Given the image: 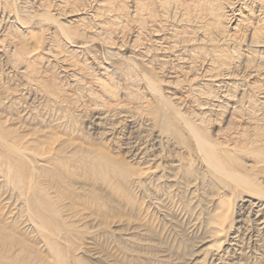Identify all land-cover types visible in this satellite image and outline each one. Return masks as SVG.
<instances>
[{"label": "rangeland", "instance_id": "rangeland-1", "mask_svg": "<svg viewBox=\"0 0 264 264\" xmlns=\"http://www.w3.org/2000/svg\"><path fill=\"white\" fill-rule=\"evenodd\" d=\"M205 6L206 7L210 6V7L204 8ZM210 8H212V12L206 13L210 10ZM204 15L205 16L210 15L211 17L209 16V18L207 19L205 18ZM206 19L207 21H205ZM0 25H1L0 26V146L4 144L3 141L6 140V137L8 138V141L11 140L13 144L18 145L16 144L17 142H15L14 140L18 141L19 139L20 140L24 139L23 136H22L23 138L17 137L19 139H13L14 137L13 135L18 133L17 136L26 135V141L33 142V144H30V146L32 145L37 149L40 148L38 146H41L42 148H44L42 145L46 146L43 151H45V149L50 147L53 148V145L49 144L52 141L53 144H56L58 141L59 145L58 144L56 145L59 147L54 145L55 148L57 149L60 148V146H62L61 148L66 149L64 150L66 151V153L68 148L71 147L69 148V151L72 150L73 149L72 147L75 144H77L75 146L82 147L84 143L83 146L93 145L96 148L98 146L99 147L101 146L100 148L103 147L104 149L106 146L108 151L109 148L112 149L110 150L112 155L114 154L118 155V156L114 155V157L117 158L116 161L122 162L126 166L129 165V168L132 169V175L139 173L141 171L139 169L140 167L141 169H144L149 166L156 167L157 164H163L158 166L157 168L160 171L163 167L162 172H164V174L166 175L165 176L166 179L165 178L159 179L160 183H158L159 180H155L151 184H148L146 190L144 191H142V189L139 190L138 188H136L137 186H133L134 188L133 190L134 191L136 190V192L133 191V195L131 193V196L129 198L127 197L128 195L127 193L129 191H126V193L125 192L122 193L124 191L123 190L124 188H121L123 191L121 190V192H119V196L115 194L116 195L115 199L117 197L118 198L107 206L109 210L113 208L111 209L113 213L111 212V210L109 212L105 204H102L99 201H98L99 203L98 202L96 203V199L89 200L87 201V203H85L86 201H82L78 199H77L78 201L75 202L76 198H74L75 203H73L72 201L71 205L66 206L71 208V209L68 208L69 210L66 208L68 211L70 210L72 211V209L76 211L78 210L77 212H75L77 213V217H74L75 213L73 212L74 213L73 217L78 219L79 217H82L79 211L82 212L85 210L83 216L86 214L85 216H91V217L93 216L96 217L95 214L98 215L99 212H101L100 214L106 216V218L104 217V220L109 219L108 222H110V224L102 225L105 226L103 227L104 229L106 228L107 225L109 226H107L108 228L106 229H109V227H113L111 225L112 223L119 220L123 221V219L126 221L131 220L133 221V224H137L140 226L145 225L144 227L142 226L140 228L141 231L139 230V228H136L137 230L136 231L135 229H133V226L132 228L130 227L129 229L123 230L122 233L124 235L123 234L122 235L126 239L130 238L127 236L136 237L138 235L137 237L139 238L140 237L145 238L148 235H150L149 237L151 238L153 237V234L154 236H156L153 237V240H150V242L146 241L140 244L139 242L137 243V245H143V244L147 245L149 251L147 250L146 245L144 247L138 246V250L146 251V253L144 251V255L143 252L141 251L140 253L139 251H137L138 254L134 252L132 255V253L130 254V252L124 250V248L118 249L120 243L119 246H117L118 242L116 243L115 240L112 241L114 237L111 238L109 236V238H104V237L102 238V235H100V242L104 247H105L104 243L108 247L109 242L112 244V245L110 244V246L108 247L109 251L110 249L113 250L112 249L113 246L115 247V248L113 247L114 248L113 251H110L112 252L113 255L115 254V256L110 257L111 259H108L109 261L113 260V262L115 263L116 260V264H121V263L133 264L132 261L134 260L135 257L137 258L140 256L142 258L143 255L142 259H144L145 261L147 259L149 264H195L197 262L198 264H210V263L218 264V261H220L219 263L223 262L222 264H225L226 262H229L226 264H231V263L264 264V223L261 226L257 227V225L254 224L256 223V221H254L256 220V217L253 215L254 213L253 210L250 211L251 208L250 209L244 208L242 206L243 203H240L239 206L234 204L235 201L234 196L243 195L245 194L244 191L238 189V193L241 192L240 194H238L237 189L234 190V187H232L230 183L227 184L225 191L222 190L218 192L217 189H211L210 185H212V181H213L212 179L218 180V178L214 174H211L212 172L209 169H207L208 172L205 169L206 172L204 171L202 173V171H200V173L195 174V176L190 175L191 177L189 178V180L186 178V175L185 176L182 175L183 172L181 173L182 170L180 169H179L180 172H178L177 170L173 171V173L171 172V168L176 166L173 162L178 161L177 156H179L178 158L180 161V158L182 160V155L183 154L185 155V153L186 156L183 155V158L187 157L188 154H191L190 152H192V155L194 156L191 155L192 158L191 157L190 158L193 159V157H195L197 159L198 156L199 159L197 160L195 159V161L199 160V162H201L202 165L204 164L203 163L204 159L202 158V156H199V152L197 150L198 148L196 144L197 142L196 140L194 141L195 138L193 139L194 136L192 137V134H190L188 127H185L187 123L191 124L192 127L194 126L193 129L195 128L197 130V133L200 134L201 137L208 140L209 143H212L219 151L227 150L228 148L235 149L240 147L241 145L243 149V146L245 145L244 144L245 142H243V140L246 139V136L248 135L246 131L248 129L250 130V127L253 128L252 125H254L253 128L254 131L251 129L249 133L250 135H253L255 132H258L259 130L261 131L262 128L264 130V123H263L264 121L262 122L264 118L261 120V118L264 117L263 116L264 115V45H263L264 44L263 43L264 42V0H0ZM172 47H174V49ZM19 51L22 52L19 53ZM23 51H26L25 53H27L28 51L29 54L26 55H28L29 57H25V53L22 55ZM102 82L105 84L104 86H102L103 84ZM152 84L155 86L153 88H157L159 90L158 92L160 93L158 95L156 91L157 89H155L156 93L155 91L150 89L153 86ZM149 85L152 86L149 87ZM101 87L102 88L105 87L104 91ZM111 88L113 90H111ZM197 88L199 92L197 91ZM193 90H196V92ZM201 94L202 95L204 94L205 97L204 95L202 97ZM208 96L210 98H208ZM160 97H162L161 99L163 100V104L160 103L162 102L161 100H159ZM215 97L217 99H215ZM166 99L169 102L173 101L175 103L176 109L174 108V103L172 102L170 104ZM207 99L210 100L208 101ZM150 100L151 102H149ZM197 100L199 101V103H197ZM206 101L210 103L208 104L206 103ZM143 102L147 103L148 106L150 104L151 105L148 107L146 104V110H145L144 108L145 104ZM101 103L103 106L105 105V108L102 105H100ZM166 103L169 104L170 106L172 105V111H170L167 107L165 109L164 104ZM114 105L116 107L119 106V108L117 109ZM110 106L112 107V110H110L111 109ZM138 106L140 108L142 107V109H139ZM113 107L115 109H113ZM147 107L150 108V113L152 111L154 113L150 115L149 112H146L148 111ZM157 108H158V113L160 111V116H158L159 114L157 113ZM102 109L104 110V112L101 111ZM134 109H137L139 111L137 112L136 110V113H140L141 111L143 115L142 114L137 115ZM130 110L132 114H130ZM178 110H180L181 116L179 113H177L179 112ZM95 111L96 112L98 111L99 113L98 112L95 113ZM105 111L107 113H105ZM126 111L129 114L126 113ZM165 111L167 112V114ZM144 112L146 115L149 114L148 117L144 115ZM103 113L105 114L104 116ZM174 113H177L181 118L185 117V120L180 118L178 119V116ZM247 113L249 114V116ZM100 114L104 117L102 118L101 116L102 120L104 121H102L101 118H99ZM106 114L109 117H107ZM120 114L122 115L124 114L125 117L121 118L122 115ZM186 114L187 116L189 114L188 117L190 118H188ZM117 115L118 116L120 115V117H118ZM152 115H154V117ZM204 115L205 117H203ZM199 116L203 117V119H205L203 121L208 123V125L206 123L203 124L204 123L203 121L202 122L199 121L202 120L201 118H199V120H196L198 119ZM251 116L252 117L254 116L258 119L256 118L251 119L252 118ZM117 117H118V121H116ZM138 117L140 118L138 119ZM165 117H167L168 120ZM192 117L195 118L192 119ZM120 118L121 120H119ZM259 118L261 120L260 121L261 123L258 121ZM110 119L112 122L109 123ZM129 119H133V120H129ZM151 119L153 123L151 122ZM186 119H188L189 122L186 123L187 121ZM207 119L208 121H206ZM250 120L255 121L256 124L255 122L253 121L251 122ZM101 121L104 123H102ZM163 121H167V122L170 121L171 123H173L174 130L177 132L167 133L165 130H161L162 129L161 123ZM197 121H199L198 124L196 123ZM157 122H159L160 124H158ZM200 122L202 123V125L200 124ZM258 122L260 123L259 126H258L259 124ZM114 123H116V125ZM133 123L135 124L133 125ZM141 123L143 125H141ZM148 123L150 125H148ZM105 124H106V128H105ZM151 124L160 126L161 129L160 127L154 125L152 126ZM110 125L112 126L113 130L109 128L111 127ZM154 127L157 128L153 129ZM107 128L112 131L109 130L108 132ZM11 129L12 131H15L13 132L14 133L12 135L13 137L11 136L12 134ZM104 129H107L106 131L108 133L105 132ZM143 129H145L144 132H142ZM153 130H157V131L152 132ZM178 130L179 132H181L180 133L181 135L179 134ZM263 130L262 133L264 132ZM6 131L7 132L11 131V134L10 132L7 133ZM34 132H36V134L40 133L42 137L40 135L39 136H37L36 134L34 135ZM100 132L103 135L104 133H107L108 135L105 134L103 136ZM137 132L139 133L141 132V133L139 134ZM160 132H162L161 136L158 135L160 134ZM150 133H152L151 137L149 136ZM245 133L247 134L246 136ZM27 135L28 136L33 135L34 137H36L34 138L36 139L35 140L36 143L34 144L33 136L32 138H30L31 136H29V138L31 139L29 140L27 139L28 138ZM166 135L169 137V139L172 140L168 141L167 137L163 138V136L165 137ZM240 135L243 136L242 139L240 138ZM114 137H116V139ZM103 138L106 139L103 140ZM156 138L157 139L159 138L160 140L159 139L157 140ZM237 138L241 139L242 142ZM40 139H42L41 142L46 143L48 141L49 143L47 142L46 144H42L40 143ZM142 139L144 141H142ZM176 139L179 141H175ZM180 139H184L185 144L181 142ZM233 139L234 140L236 139L235 141L240 142V144L238 143L236 144V142ZM107 140L109 141V143ZM228 140L229 141L233 140L234 142L233 141L229 142ZM26 141L25 139L24 141H21V146L23 144L25 145ZM164 141H166L167 143ZM37 142H39L40 144ZM105 142L107 143L103 144ZM175 142L178 143L176 144ZM226 142L228 143V145ZM171 143H173V146H169L172 145ZM222 143L226 144L225 146L227 147L224 148V144L222 145ZM37 144L38 146L36 147ZM137 144L138 145L145 144V145L144 146L140 145L141 146L140 147ZM161 144L163 145V147H161L162 146ZM174 144L177 145L175 146V149L177 150L179 149V151H175V149H173ZM135 145H137L138 147ZM110 146L111 147L113 146L115 148L113 147L111 148ZM165 146L168 147V150L169 147H172V149L170 148V150L172 151L169 150V154L168 151H166L167 148ZM178 146L180 148H177ZM130 148L131 149L134 148V149L130 150ZM162 148L166 151V153H164L165 151ZM181 148L183 150L186 148L187 152L188 150L190 151L187 153L185 150V152L183 153V151H180ZM1 149L3 150V152L6 150L4 146H2ZM69 151L68 153L70 154ZM128 152H130L129 157H128ZM157 152L159 153L158 155ZM252 152L255 154L248 156V154ZM143 153L144 156L142 155ZM163 153L165 154L164 158L161 156L163 155ZM174 153L177 155L176 157L174 156ZM257 153H260V150H257L256 147H252V148L249 147V149H245L242 152H237V154L234 155L237 159L239 158L243 161V162L240 161L241 164L236 163V167L240 170V172L245 176L248 177L250 176L251 181H253L256 184V187L257 188L260 187V189H262L263 192L262 191L260 192L262 193L263 197L262 195L260 196L256 195L255 197L259 198L264 203V187L260 185V183L264 185L263 183L264 154L263 156H258ZM147 154H150V156ZM119 155L120 158H118ZM159 156L161 158H159ZM170 156H172L173 158L175 157V160L173 158L171 159ZM122 157L123 158L127 157L126 158L127 160L124 158V161L126 162L132 158L133 160L132 159L130 160L132 163H129L130 161L128 163L124 162ZM135 157H138L139 159L142 157L143 162H141L138 159H134ZM165 159H168L169 161L166 160L168 161L166 162ZM147 160L150 161L148 162ZM185 161L184 163L186 164ZM28 162L29 160L25 161V163L29 166V168L30 166L31 168H33V164L31 165L30 162L29 163ZM151 162L152 164L153 163L155 164L150 165L149 163ZM0 163H2L1 160ZM242 163L244 165L246 164V167H248L249 164L252 165L253 163L255 167L252 165L253 167L252 166H251L252 168L249 167L248 168L249 170H244L241 166ZM171 165L173 167H170ZM134 168H138V170L140 171L136 172V169ZM168 170H169L168 173L172 174V176L168 177L167 180V176L170 175L168 173L166 174L165 172H167ZM201 173L203 175L206 173V175H204L205 178H203L204 176L202 177ZM209 173L211 174V176H209L210 175ZM199 174L200 176H198ZM2 175L4 177L5 184H4V180L0 179V226L2 227V228L0 227L1 230L0 259H3V256L5 257L6 254L10 255V253L11 256L12 255L14 256V254L12 253L16 254L15 251H17V249L19 248L23 251V254L27 256L25 258V260L27 259L26 261L30 260V262H36L37 264V259L39 257V259H43L42 261L43 263L50 260L48 262H51L52 264H55L57 261L58 264H60L59 259H57L56 257L57 259L56 260L53 257L55 254L53 255L52 253L48 254V252H50L51 250H57V248L60 247L59 250L57 251L61 252V254L64 253L63 256L64 258H68L69 256L70 259L69 258L67 259L68 262L70 264H75L73 255L75 254L76 246L78 248L79 245L82 247L83 245L86 244L88 239L85 236L88 233L91 235L92 233L94 234L97 232L96 230L97 228H93L95 225L94 226L91 225L94 222L91 221L89 223L90 225L89 226L84 222L81 223V221L79 222L77 221V219L72 218L71 220H73L74 223H76L75 229L78 228L79 226H83L79 228L80 229L83 228V230H86L87 234L85 235L86 231L84 232L82 229L81 231L79 230V228L76 229L75 233L73 232L74 234L72 233L71 235L73 242L69 241L70 243L69 242L64 243L63 241L55 239L58 235H55L56 236L55 237L54 236L55 232L52 231L53 228L51 229V226L48 225H47L48 227L47 226L46 227H47V231L49 232L42 231L40 232L42 235H40L39 232L37 231H35L37 232V235L35 234V232L32 233L30 231H27L25 227L26 226L25 222L29 214L33 213V210L32 212L31 210L30 212L28 210L27 213V209H28L27 204L26 205L24 204L25 206L24 205L22 206V200H20L21 197L19 195L20 192H18L22 188H20L21 186L19 185L20 186L19 187L18 184L16 183L18 181L9 180L10 181L9 182L8 180H6L4 176L5 175L4 172L1 173L0 176L2 177ZM173 175H175L174 178ZM180 177L183 180V183H180L182 182ZM200 177L205 180L200 179ZM177 180L179 181L177 182ZM197 180H201V181L198 182ZM260 180L261 182H259ZM12 181L14 182L15 185H13ZM170 181L173 183L176 182L175 183L176 185L173 183L170 185L171 183ZM187 181L189 182V184ZM253 182L252 184H254ZM16 184L18 188L14 187L16 186ZM184 184L187 187L184 186ZM6 185H8V188ZM12 185L15 189L12 187ZM156 185H158L159 187V192H158V187H156ZM165 185L168 187V189ZM130 186L132 185H129V187ZM153 186L154 188L155 187L156 188L154 189ZM161 186L165 188H162ZM179 186L183 188L186 187V189L189 187L190 188L187 191L184 188L185 189L184 191L183 188H180ZM200 187H202V189ZM150 188L157 190L156 192H154V190L152 191V189ZM161 189L164 190L162 191ZM171 189H173L174 191ZM203 189L205 190L203 191ZM179 190L185 192L184 194L186 195H184V197L180 196V194L183 195V193L180 192ZM201 190L207 196L205 194H201L203 193ZM137 191L139 192L138 194ZM148 191H150L149 192L150 194L147 193ZM161 191L164 193H162ZM168 191H170L169 194ZM14 192L16 194H14ZM144 192L148 196L145 195ZM208 192H212V193L210 194ZM222 192H230V194L226 196L229 199L233 198L232 203L234 204L235 207L237 206L236 208L232 209L231 211L232 213H234V211L235 214L238 211L240 212H242V210L244 211L242 213L238 212L240 214L237 213L236 215L235 214L233 215L231 213L235 219H233L231 215L232 218L231 217L230 218L233 221L230 220L227 226L229 228H232L233 226L234 229H231L232 230L231 232L230 229L228 228L229 230L227 232L229 233L231 232L230 234H232V235L229 234L230 237L227 236V238H229V239L226 238L228 241L226 239H222L224 238V236L218 237L217 238L218 240H216L215 238L216 235H212L213 226H211L210 221L207 220L209 217L208 216L209 213L212 214L213 211L215 212L216 210L215 207L217 206V202L220 201L219 199L222 198V197L220 198V196L225 195V193L223 194ZM188 193L190 195H188ZM171 194L173 195V199L170 196ZM152 195L153 196L155 195L154 197H156V200L153 199L154 197ZM150 196H152L151 197L152 201L150 203L151 206H148L150 202L149 201ZM158 196L160 197L162 202L159 201L160 200L159 198L157 201ZM163 196H165L166 198ZM208 196H210L211 199ZM123 197L125 200L123 199ZM181 197L182 198L186 197L185 201L188 202H184V199L182 200ZM200 197H204V199L202 198L201 201ZM205 197L208 200H206ZM237 198L238 197H236V199ZM130 199L131 201L133 200V202L135 203V209ZM147 199H149L148 200L149 202H147ZM169 199L171 202L169 201ZM174 199H176L177 202L174 201ZM167 200L169 204H167L168 203ZM180 201L184 205H189L190 208L188 206L185 207L184 205H182ZM212 201L216 205L213 204ZM154 202L157 204L159 203L158 204L160 205L158 206L159 210ZM163 202L164 203L167 202V203L164 204ZM173 202L175 203L172 205ZM209 202H211L212 205L209 204ZM123 203H125L126 205H124ZM207 204L210 208L206 207ZM20 205L22 206L24 213L22 212L21 210L22 208ZM116 205L118 206V210L113 211L114 207H117ZM130 205H132V207ZM74 206L76 209L74 208ZM119 207L121 209L122 208L124 209L121 210ZM101 208H103L104 211L101 210ZM146 208L151 212H149ZM144 209H146L147 211L146 210L144 211ZM202 209L205 210V215ZM67 210L65 211L68 212ZM97 211L98 213H96ZM102 211L104 214L102 213ZM136 211L138 212L137 215H136ZM143 211L145 215L140 214ZM166 212L168 214H171L172 216L168 215ZM116 215H118L119 217H117ZM152 215L153 216L156 215L155 216L156 218L152 217ZM204 216H206L207 218ZM139 217H141V220L142 218L145 219L144 223L142 222L143 220L141 221ZM172 217H174V219ZM203 217L206 219H204ZM248 217L251 218L250 221L252 224L248 222L249 221ZM261 217H263L261 221H264V215H262ZM169 218L172 219L169 221ZM236 218L238 220L244 219L245 223H247L248 225L250 223L249 225L250 227L248 229L242 227V225L239 224ZM159 220L160 222H158ZM13 221L15 222L14 224ZM145 221L148 223L151 222V225L146 223ZM153 221L154 222L156 221L155 224H153L154 223ZM162 221L164 222V224H162L163 223ZM165 221H167V224ZM173 221H175L177 225L173 223ZM231 222L232 223L234 222L233 223L234 225H231ZM171 223L174 227L170 225ZM85 226H87V228L90 227L91 231H89L90 229H87ZM148 226H150L152 229ZM158 226L160 227V229L158 228ZM170 226L172 229L170 228ZM3 227L4 229L6 228L5 230L7 233H12V234L10 235L7 233L5 234L4 233L5 231H3ZM236 227L238 229H235ZM255 227L258 229H255ZM163 228L164 230L162 231ZM166 228L168 231L166 230ZM143 229L144 231H142ZM158 229L161 230L163 234L160 235L159 233L161 231H158ZM239 229H241V231ZM110 230H112V228H110ZM134 230L136 231V233ZM138 230L140 231L141 235H139ZM146 230L148 233H146ZM142 232H144L143 235ZM166 232H168V234ZM247 232L248 233L251 232V233L248 234ZM47 233L50 234L48 235ZM127 233L128 234L131 233L132 235H128ZM11 235H13L14 240L18 242H14ZM38 235L40 236L37 237ZM82 235H84L83 237L85 238H83ZM90 235L88 236L90 237ZM159 235L161 236L162 239L158 237ZM210 235L212 237L215 236L214 237L215 239L212 238ZM2 237L5 238L7 237V238L5 239ZM75 237L78 239L77 240L78 242L76 241ZM236 237L238 239H234ZM206 238L207 240H209L210 243H208ZM32 239L34 241H32ZM84 239H86V242ZM154 239H156V241ZM46 240L47 242L50 241L49 243L52 244L55 243L54 245L56 249H53L54 245H50L52 246L50 250L49 249L50 247L48 245L49 243H46ZM213 240L215 242H213ZM220 240L223 241L221 242ZM6 241L8 242L6 243ZM20 241L21 243H19ZM42 241L44 243H42ZM126 241L127 240L123 239L122 243L124 242L123 244L125 245ZM205 241L206 243H204ZM225 241H227V243H225ZM56 242L58 243V245H56ZM158 242L161 244V246ZM1 243L3 244V246ZM15 243H16L15 246L16 249L13 245ZM17 243L19 244V246ZM32 243H34V245ZM45 243L48 248L45 246ZM213 243L214 244L217 243V245L213 246L214 245ZM31 244L34 248L30 246V248L28 249V246ZM154 244L156 247L154 246ZM102 245H100L101 247L96 246L95 250L96 249L98 250L97 251L94 250V252H100L101 249H103ZM210 245L212 247L217 248L218 250L221 249V251L222 250L224 251L225 248L226 250L224 252L223 251L220 252V250L217 252L215 248H212L215 254V256H213L214 254L212 252V249L211 251H207V249L210 250L209 249ZM217 246H219L220 248ZM24 248L25 250H23ZM78 248H76V250ZM196 249L198 252H196ZM205 249L207 252L205 251ZM6 250H8L7 253ZM229 250L231 251V253ZM28 251L29 252L34 251V252H32L33 254H31ZM123 251H126V253L124 252L125 254H123ZM240 251L242 253H238ZM147 252L149 253V255ZM210 252L213 255H211ZM105 253L104 254L102 253V256L104 255L103 257H105V255L107 256V252ZM194 253L197 254L194 255ZM19 254L20 252L16 254V257L19 256L18 259L22 257V255ZM126 254L130 256L131 261L129 259L128 262V259L125 260V258L124 260L121 261V259ZM36 255L39 256L37 257ZM153 255H155L156 257L154 258ZM223 255H226L228 257ZM45 256L46 258H44ZM29 257H32L33 259L35 258V261ZM198 259L199 260L201 259V261H199ZM117 260H120L119 263L117 262ZM242 260H244L243 261L244 263L242 262Z\"/></svg>", "mask_w": 264, "mask_h": 264}, {"label": "bare ground", "instance_id": "bare-ground-1", "mask_svg": "<svg viewBox=\"0 0 264 264\" xmlns=\"http://www.w3.org/2000/svg\"><path fill=\"white\" fill-rule=\"evenodd\" d=\"M204 5H207V4H204ZM207 7H210V6H207ZM206 6L204 7V8H207ZM3 8H4V6H3ZM5 10V9H4ZM208 10V9H207ZM207 10H205V11H207ZM211 10V11H210ZM210 10L208 11V12H206V13H211L212 12V8H210ZM205 13V14H206ZM210 15H212V14H210ZM209 15V16H210ZM205 16V15H204ZM208 15H206L205 16V18H209V16L207 17ZM211 17V16H210ZM202 18H204V17H202ZM207 19L205 20V21H207ZM212 19V18H211ZM210 21V20H209ZM201 23H203V22H201ZM210 23H212V22H210ZM1 26V25H0ZM209 26V25H208ZM207 29V28H206ZM210 31H211V29H210ZM75 37V36H74ZM27 38H29V37H27ZM31 38V37H30ZM32 39H33V37H32ZM35 39V38H34ZM72 40V39H71ZM213 43H214V41H213ZM264 43V42H263ZM36 44H38V43H36ZM35 44V45H36ZM40 45V44H39ZM185 45V44H184ZM264 45V44H263ZM262 45V46H263ZM159 46V45H158ZM36 47V46H35ZM39 47V46H38ZM173 49H174V47H172ZM28 49V48H27ZM34 49V48H33ZM35 49H37V48H35ZM222 51V50H221ZM220 51V52H221ZM16 52V51H15ZM22 52V51H21ZM20 51H19V53H21ZM26 51H23V53H22V55L25 53ZM30 52V51H29ZM31 52H33V51H31ZM37 52V51H36ZM19 53H18V55H19ZM222 53V52H221ZM220 53V54H221ZM26 54H29L28 53V51H27V53H25V57H29L28 55H26ZM148 54V53H147ZM15 55H17V54H15ZM31 56V55H30ZM219 56V55H218ZM21 57V56H20ZM221 57V56H220ZM223 57V56H222ZM16 58V57H15ZM214 58H215V56H214ZM228 58V57H227ZM32 59H34V58H32ZM225 59V58H224ZM229 60H230V58H229ZM17 61H19V60H17ZM25 61V60H24ZM212 61V60H211ZM217 61V60H216ZM215 61V62H216ZM220 62H222V61H220ZM224 62V61H223ZM226 63V62H225ZM28 64H31V63H28ZM33 64V63H32ZM220 64V63H219ZM223 64V63H222ZM194 65V64H193ZM34 66V65H33ZM31 67V66H30ZM261 67V66H260ZM26 69H28V68H26ZM34 69V68H33ZM230 71V70H229ZM257 72V71H256ZM255 72V73H256ZM194 73V72H193ZM201 73V72H200ZM31 75V74H30ZM130 76H131V74H130ZM146 77V76H145ZM249 77V76H248ZM136 78V77H135ZM147 79V78H146ZM198 79V78H197ZM33 81V80H32ZM31 81V82H32ZM148 81V80H147ZM215 81V80H214ZM103 83V82H102ZM149 84V83H148ZM151 84V83H150ZM99 85H100V83H99ZM105 84L103 83L102 84V86H104ZM109 85V84H108ZM153 85V84H152ZM151 85V86H152ZM150 85H149V87H151ZM153 87H155L154 85L150 88L151 90H153V91H155V89H157V88H153ZM197 87V86H196ZM102 88V87H101ZM105 88V87H104ZM104 88H102L103 89V91H104ZM153 88V89H152ZM195 88V87H194ZM203 88V87H202ZM109 90V89H108ZM111 90H113L112 88H111ZM186 90V89H185ZM157 91V95L160 93V92H158L159 90L157 89L156 90ZM156 91H155V93H156ZM193 91H195L196 92V90H193ZM197 91L199 92V90H198V88H197ZM202 91V90H201ZM207 91V90H206ZM110 92V91H109ZM197 92V93H198ZM104 93V92H103ZM154 93V92H153ZM196 93V94H197ZM202 93V92H201ZM105 94H106V92H105ZM199 94V93H198ZM197 94V95H198ZM113 95H114V93H113ZM156 95V94H155ZM162 95V94H161ZM195 95V94H194ZM196 95V96H197ZM200 95V94H199ZM202 95V94H201ZM204 95V94H203ZM203 95H202V97H203ZM224 95V94H223ZM107 96H108V94H107ZM155 97V96H154ZM204 97H205V95H204ZM109 98H110V96H109ZM134 98V97H133ZM157 98V97H156ZM162 97H160V99L159 100H161L162 102H160L161 104H163V100L161 99ZM165 98V97H164ZM195 98V97H194ZM199 98V97H198ZM208 98H210L209 96H208ZM225 98V97H224ZM206 99V98H205ZM212 99V98H211ZM215 99H217L216 97H215ZM236 99V98H235ZM167 100V99H166ZM199 100V99H198ZM197 100V103H199V101ZM208 100V99H207ZM210 100V99H209ZM208 100V101H209ZM158 101V100H157ZM168 101V100H167ZM149 102H151V100L149 101ZM148 102V103H149ZM165 102V101H164ZM169 102V101H168ZM173 102V101H172ZM172 102H169L170 104L172 103ZM202 102H203V99H202ZM144 103V102H143ZM142 103V104H143ZM174 103V102H173ZM206 103H208L207 101H206ZM210 103V102H209ZM208 103V104H209ZM99 104V103H98ZM97 104V105H98ZM145 104V110H146V104L147 103H144ZM150 104V103H149ZM160 104V105H161ZM201 104V103H200ZM100 105H102V103L100 104ZM151 105V104H150ZM149 105V106H150ZM165 105V109H166V107L170 110V111H172V105L170 106L169 104H164ZM181 105V104H180ZM103 106V105H102ZM115 106V105H114ZM118 106V105H117ZM147 106H148V104H147ZM148 106V107H149ZM155 106V105H154ZM157 106V105H156ZM213 106V105H212ZM104 108H105V105L103 106ZM111 107V106H110ZM116 107V106H115ZM121 107H122V105H121ZM139 107V106H138ZM147 107V109H148V111H146V112H149L150 113V108H148ZM176 106H175V103H174V108H175ZM97 108V107H96ZM102 108V107H101ZM103 108V109H104ZM117 109L119 108V106L118 107H116ZM129 108V107H128ZM162 108V107H161ZM101 110L102 112H104V110ZM113 109H115L114 107H113ZM139 109H142V107L140 108L139 107ZM160 109V108H159ZM164 109V108H163ZM176 109V108H175ZM177 109H179V108H177ZM252 109V108H251ZM110 110H112V107H111V109ZM135 110V113H136V110L137 109H134ZM144 110V111H145ZM156 110V109H155ZM100 111V110H99ZM100 111V112H101ZM116 111V110H115ZM152 111V110H151ZM177 111V110H176ZM179 112H177V113H181L180 112V110H178ZM98 112V111H97ZM96 111H95V113H97ZM110 112V111H109ZM134 112V111H133ZM137 112H139L138 110H137ZM166 112V111H165ZM188 112V111H187ZM99 113V112H98ZM105 113H107L106 111H105ZM124 113H125V111H124ZM126 113H128L127 111H126ZM154 112L152 111L151 113H150V115L151 114H153ZM157 113H158V108H157ZM162 113V112H161ZM164 113V112H163ZM177 113H174V114H176L177 116H178V119L180 118V119H184L185 120V117L184 118H181L180 116H181V114H180V116L177 114ZM109 114V113H108ZM129 114V113H128ZM127 114V115H128ZM130 114H132L131 113V110H130ZM137 115L138 114H142L141 113V111H140V113H136ZM159 115L158 116H160V111H159V113H158ZM166 114H167V112H166ZM165 114V115H166ZM183 114V113H182ZM190 114V113H189ZM189 114H188V116H189ZM203 114V113H202ZM245 114V113H244ZM248 114V113H247ZM250 114H251V112H250ZM98 115V114H97ZM96 115V116H97ZM105 114L103 113V116H104ZM116 115V114H115ZM120 115H122V114H120ZM120 115L118 116V117H120ZM124 115V114H123ZM121 116V118L122 117H125V115L124 116ZM143 115V114H142ZM142 115H140V116H142ZM144 115L146 116V117H148V115L149 114H145V112H144ZM162 115V114H161ZM253 115V114H252ZM101 114H100V117L99 118H101ZM102 116V118H104ZM106 116H107V114H106ZM105 116V117H106ZM129 116V115H128ZM131 116V115H130ZM153 117H154V115H152ZM186 116H187V114H186ZM187 116V117H188ZM202 116V115H201ZM201 116H199L198 117V119H196V120H199V118H201L202 120H199V121H203V120H205V119H203V117H205V115L203 116V117H201ZM248 116H249V114H248ZM264 116V115H263ZM93 117V116H92ZM107 117H109V116H107ZM118 117H117V120L116 121H118ZM183 117V116H182ZM241 117V116H240ZM252 117V116H251ZM250 117V118H251ZM102 118H101V120H102ZM121 118L119 119V120H121ZM134 118V117H133ZM140 117H138V119H139ZM167 120H168V118L167 117H165ZM188 118H190V117H188ZM195 118V117H194ZM193 117H192V119H194ZM242 118V117H241ZM254 118H256V117H252L251 119H254ZM264 117H262L261 118V120L263 119ZM98 119V118H97ZM107 119V118H106ZM112 119V118H111ZM111 119H110V121H109V123L110 122H112L111 121ZM114 119H116V118H114ZM124 119V118H123ZM137 119V120H138ZM158 119H160V118H158ZM244 119V118H243ZM256 119H258V118H256ZM95 120V119H94ZM100 120V119H99ZM98 120V121H99ZM129 120H133V119H129ZM136 120V119H135ZM142 120V119H141ZM141 120H139V121H141ZM145 120V119H144ZM149 120V119H148ZM163 120V119H162ZM187 121H186V123L187 122H189L188 121V119H186ZM260 120V118H259V122L261 121ZM102 121H104V120H102ZM101 121V122H102ZM126 121V120H125ZM156 121H157V119H156ZM159 121V120H158ZM181 121H183V120H181ZM199 121H197L196 123L198 124V122ZM206 121H208V119L206 120ZM251 122L253 121V120H250ZM264 120H262V122H263ZM100 122V121H99ZM114 122V121H113ZM128 122V121H127ZM132 122H135V121H132ZM147 122V121H146ZM151 122H152V119H151ZM185 122V121H184ZM183 122V123H184ZM195 122V121H194ZM200 122V124L202 125V123ZM204 122V121H203ZM253 122H255V121H253ZM258 122V123H259ZM102 123H104V122H102ZM101 123V124H102ZM125 123V122H124ZM144 123V122H143ZM150 123V122H149ZM148 123V125H150ZM153 123V122H152ZM156 123V122H155ZM158 124H160L159 122H157ZM206 122H204L203 124H205ZM257 123V124H258ZM261 123V122H260ZM260 123L258 124V126L260 125ZM264 123V122H263ZM263 123H262V126H263ZM97 124V123H96ZM100 124V123H99ZM98 124V125H99ZM112 124V123H111ZM115 125H116V123H114ZM118 124V123H117ZM120 124V123H119ZM135 123H133V125H134ZM137 124V123H136ZM199 124V125H200ZM207 125H208V123H206ZM255 124H256V122H255ZM104 125V124H103ZM124 125V124H123ZM132 125V124H131ZM132 125V126H133ZM141 125H143L142 123H141ZM146 125V124H145ZM152 126L154 125V126H157V125H155V124H151ZM185 125V124H184ZM200 125V126H201ZM108 126V125H107ZM111 126V125H110ZM128 126V125H127ZM137 126V125H136ZM206 126V125H205ZM253 126V128H254V125H252ZM1 127H2V125H1ZM20 127V126H19ZM18 127V128H19ZM130 127V126H129ZM151 127V126H150ZM157 127H160V126H157ZM156 127V128H157ZM161 127H162V129H161ZM161 127H160V129L161 130H165L167 133L168 132H170V133H172V132H177V131H175L174 130V127H173V123H171L170 121H163L162 123H161ZM185 127H188V130H189V132H190V134H192V137H193V139H194V141L196 140V144H197V150H198V152H199V156H202V158L204 159V161H203V165H202V163L201 162H199V160L198 161H195V157H193V159H191L192 158V156H194V155H192V152H190L191 154H188V156L187 157H184L183 158V155H182V160H181V158H180V161H179V156H177L175 153H174V156L176 157L177 156V159H178V161L177 162H173L176 166H170V167H173V168H171V172L173 173V171H175V170H177L178 172H180L179 171V169L180 170H182L181 171V173L183 172V174L182 175H186V178L189 180V178L191 177L190 175H194L195 176V174H197V173H200V171H202V173L205 171V169H206V171L208 172V170L207 169H209L212 173L211 174H214L217 178H218V180L217 179H212L213 181H212V185H210L211 186V189H217V191L218 192H220V191H225L226 190V187H227V184L228 183H230L231 184V186L232 187H234V190L235 189H237V193H238V189H240L241 191H244L245 192V194H243V195H236V196H234L235 198V201H234V204L235 205H237V206H239V204L240 203H243V207L244 208H251V210L250 211H252L253 210V215L256 217V220H254V221H256V223H254V224H256L257 225V227L258 226H261L263 223H264V221H261V219L263 218V217H261L262 215H264V203L259 199V198H257V197H255L256 195H262V193L260 192V191H262V189H260V187H256V184L253 182V181H251V178H250V176L248 177V176H245V175H243L241 172H240V170L236 167V163H238V164H241L240 163V161L241 162H243L241 159H239V161H238V159L235 157V155L234 154H237V152H242L243 150H245V149H249V147H256L257 148V150H260V153H257V155L258 156H263V154H264V132L262 133V130H263V128H262V130L259 132H255L253 135H250L249 133H250V130L252 129L253 130V128L252 127H250V130L248 129L246 132L248 133V135L245 133V136H246V139H244L243 140V142H245L244 144V146H243V149H242V145L240 146V147H238V148H235V149H233V148H228L227 150H221V151H219V150H217V148L212 144V143H209L208 142V140H206L205 138H203V137H201V135L200 134H198L197 133V130L194 128L193 129V127L191 126V124H186V126ZM3 128H5V127H3ZM105 128H106V124H105ZM109 128H111L112 129V126L111 127H109ZM131 128H133V127H131ZM137 128V127H136ZM155 127L153 128V129H156ZM7 129V128H6ZM108 129V128H107ZM107 129H104V131L105 132H107L106 130ZM135 129V128H134ZM138 129V128H137ZM136 129V130H137ZM140 129V128H139ZM159 129V130H160ZM8 130H10V129H8ZM7 130V131H8ZM109 130L110 129H108V132H109ZM113 130V129H112ZM112 130H110V131H112ZM119 130V129H118ZM142 130V129H141ZM140 130V131H141ZM144 130L145 129H143V131L142 132H144ZM147 130V129H146ZM196 130V131H195ZM4 131V130H3ZM6 131V132H7ZM11 131H12V129H11ZM11 131H9L10 132V134H11ZM135 131V130H134ZM156 132L157 130H153L152 132ZM254 131V130H253ZM252 131V132H253ZM264 131V130H263ZM5 132V133H6ZM9 132H7V133H9ZM13 132H15V131H12V134H11V136L14 134ZM37 132V131H36ZM36 132H34V135L36 134ZM107 132V133H108ZM148 132V131H147ZM146 132V133H147ZM163 132V131H162ZM162 132H160V134H158V135H160L161 136V133ZM178 132H179V130H178ZM189 132H188V134H189ZM101 133V132H100ZM107 133H104V135L105 134H107ZM112 133V132H111ZM118 133V132H117ZM137 133H139V132H137ZM136 133V134H137ZM141 133V132H140ZM139 133V134H140ZM181 132H179V134H180ZM18 134V133H17ZM17 134H14L12 137H13V139H19L20 137H24V139H25V141H26V135H19V136H17ZM32 134V133H31ZM102 134V133H101ZM135 134V133H134ZM133 134V135H134ZM144 134V133H143ZM164 134V133H163ZM244 134V133H243ZM242 134V135H243ZM37 136H41V134L39 133H37L36 134ZM43 135V134H42ZM103 135V134H102ZM101 135V136H102ZM103 135V136H104ZM108 135V134H107ZM124 135V134H123ZM132 135V136H133ZM151 135H152V133H150V137H151ZM165 135V134H164ZM168 135V134H167ZM163 136V138H168L167 140L168 141H171L172 139H169V137L168 136ZM181 135V134H180ZM250 135V136H249ZM4 136V135H3ZM15 136H16V138H15ZM28 136V135H27ZM29 136H31L30 138H32V136L33 135H29ZM29 136H28V138L27 139H29V140H31L30 138H29ZM118 136V135H117ZM131 136V135H130ZM136 136V135H135ZM134 136V137H135ZM140 136V135H139ZM148 136V137H149ZM159 136V137H160ZM173 136V135H172ZM174 136H175V134H174ZM184 136V135H183ZM6 137V136H5ZM17 137H19V138H17ZM22 137V138H23ZM42 137V136H41ZM40 137V138H41ZM107 137V136H106ZM149 137V138H150ZM156 137V136H155ZM34 138H36V137H34L33 136V139ZM115 139H116V137H114ZM129 138V137H128ZM138 138V137H137ZM154 138V137H153ZM162 138V139H163ZM176 138V137H175ZM240 138L242 139L243 138V136H241L240 135ZM24 139H19L18 141L17 140H14L15 142H17L16 144H18V145H15V144H13L12 142H11V140L10 141H8V138L6 137V140L5 141H3V145L2 146H4L5 148H6V150L3 152V150L1 149L2 148V146H0V160L2 161V163H0V172L1 173H3L4 172V176H5V178H6V180H13V181H18V182H16L17 184H18V186L20 187V188H22V189H20V191H18V192H20V200H22V206L25 204H27V213H28V210H29V212H30V210H31V212H32V210H33V213H31V214H29V216H28V218L27 217H25V218H27V220H26V222H25V227H26V229H27V231H30V232H32V233H34L35 231H37V232H39V234L40 235H42L40 232H42V231H45V232H49V231H47V227L48 226H51V229L53 228V232H55V234H54V236L55 235H58L55 239H58V240H60V241H63L64 243H66V242H69V241H72L73 239L71 238V235H72V233L74 232L75 233V231H76V229H78L79 227H83V226H79L78 228H76L75 229V227H76V223H74V221L73 220H71L72 218L73 219H77V221H81V223L82 222H84V223H86V224H88L89 225V223L91 222V221H93L94 223H92L91 225L92 226H94L93 228H97L96 230H97V232L96 233H92L91 235L88 233L87 234V231L86 230H83V228H81L84 232L86 231V233H85V237H87L88 239H87V242H86V239H84L85 240V242H86V244L85 245H83L82 247L79 245V248L76 246V248H78L77 250H76V248H75V254L73 255L74 256V263L75 264H116V260H115V263L113 262V260H108V259H111L110 257H113V256H115V254L113 255L112 254V252H110V251H113L114 250V248L112 247V249L113 250H111L110 249V251H109V246H110V242H109V246L107 247V245L104 243V245H105V247L102 245V243L100 242V235H102V238L104 237V238H109V236L112 238V237H114L113 238V240L112 241H114L115 240V242L117 243V246H119V243H120V246H119V248L118 249H120V248H124V250H126V251H128V252H130V254L132 253V255H133V253L134 252H136V254H138L137 253V251H139V253H140V251L141 250H138V246H140V247H144L145 245L143 244V245H137V243L139 242V244L140 243H144V242H150V240H153V237H156V236H154V234H153V237H149L150 235H148L147 237H145V238H139V237H137L138 235L137 234H134V235H137L136 237H132V236H127V237H130V238H128V239H126V238H124V234L122 233V231L123 230H125V229H129L130 227L132 228V226H133V229H135L136 230V228H139V230H140V228L143 226V225H137V224H133V221H126V220H124L123 219V221H121V220H119V221H115L114 223H112L111 225L113 226V227H109V229H106V228H108L107 226H109V225H107L106 226V228L104 229L103 227H105V226H102V225H106V224H110V222H108L109 221V219L108 220H104V217L106 218V216H104V215H102V214H100L101 212H99V214L97 215V214H95L96 215V217H91V216H83V213H85V210L84 211H79L80 213H81V215H82V217H79V219L78 218H74V217H77V213H75V212H77L76 210H74V209H72V211L70 210V211H68L69 209L68 208H70V207H66V206H69V205H71V203H72V201H73V203H75V202H77L78 200H82V201H86L85 203H87V201H89V200H92V199H96V203L99 201L100 203H102V204H105L106 205V208H108L107 206L109 205V204H111L114 200H116L115 199V196L116 195H118L119 196V192H121V188H124L122 191V193H126V191H129L126 195H127V197L129 198L130 196H131V193H132V195H133V186H137L136 188H138L139 190L140 189H142V191H144V190H146V187L148 186V184H151L152 182H154L155 180H159V179H161V178H165L166 179V175L164 174V172H162V169H163V167H162V169L159 171L158 170V166H160V165H163V164H157V166L156 167H146V168H144V169H141V167L139 168L140 170H138V168H134V169H136V172H138V171H140L139 173H137V174H134V175H132V169L131 168H129V165L128 166H126V165H124L122 162H118V161H116V159L117 158H115L114 157V155H116V154H114V155H112L111 154V152H110V150H112V149H110L109 148V151L107 150V147L105 146V149L103 148H100L99 146V148L97 147H94L93 145H90V146H83L84 145V143H83V145H82V147H79V146H75V145H77V144H75V145H73V149L72 150H70L69 151V148H71V147H69L68 148V146H67V148H68V150H67V153H66V151H64V150H66V149H64V148H61L62 146H60V148H55V146L54 145H56V144H58V141H57V143L56 144H53L52 142H48L50 145H53V148L52 147H50V148H52V149H50V148H47V149H45V151H43L44 150V148L46 147V146H44V145H42L44 148H42L41 146H38V144L36 145V147L38 146V147H40V148H35L34 146H32V148H31V146H30V144H33V142H31V141H26L25 143V145L23 144L22 146H21V141H24ZM33 139H32V141H33ZM106 138H103V140H105ZM122 139V138H121ZM126 139V138H125ZM152 139V138H151ZM150 139V140H151ZM157 139V138H156ZM159 139V138H158ZM157 139V140H158ZM238 140H240L241 141V139H239V138H237ZM35 140L36 139H34V144L36 143L35 142ZM41 140L42 139H40V143H42V144H46V143H44V142H41ZM44 140V139H43ZM56 140H58V139H56ZM60 140V139H59ZM130 140V139H129ZM138 140V139H137ZM153 140V139H152ZM160 140V139H159ZM166 140V141H167ZM181 140V142H185V140L184 139H180ZM189 140H190V138H189ZM234 140V139H233ZM232 140V141H233ZM236 140V139H235ZM234 140V141H235ZM237 140V141H238ZM37 141H38V138H37ZM73 141V140H72ZM108 141V140H107ZM123 141H124V139H123ZM122 141V142H123ZM142 141H144L143 139H142ZM154 141H156V140H154ZM166 141H164V142H166ZM175 141H179V140H175ZM229 141V140H228ZM227 141V142H228ZM232 141H229V142H232ZM233 141V142H234ZM100 142V141H99ZM99 142H98V144H99ZM104 142V141H103ZM121 142V143H122ZM131 142V141H130ZM160 142V141H159ZM163 142V143H164ZM180 142V143H181ZM226 142V143H227ZM236 142V141H235ZM242 142V141H241ZM20 143V144H19ZM22 143H24V142H22ZM37 143H39V142H37ZM39 143V144H40ZM107 142H105V143H103V144H106ZM108 143H109V141H108ZM129 143V142H128ZM127 143V144H128ZM137 143H138V141H137ZM161 143H162V141H161ZM167 143V142H166ZM169 143V142H168ZM176 143V142H175ZM178 143V142H177ZM176 143V144H177ZM182 143V144H183ZM221 143V142H220ZM225 143V142H224ZM224 143H222V145L224 144ZM240 144V142H236V144ZM69 144V143H68ZM116 144V143H115ZM160 144V143H159ZM170 144V143H169ZM172 145H169V146H173V143H171ZM176 144H174V148L173 149H175V146H177ZM185 144V143H184ZM183 144V145H184ZM234 144V143H233ZM49 145V146H50ZM59 145V144H58ZM67 145V144H66ZM80 145V144H79ZM97 145V144H96ZM117 145V144H116ZM138 145V144H137ZM137 145H135V146H137ZM140 145H142V144H140ZM140 145H138V146H140ZM145 144H143L142 146H144ZM158 145V144H157ZM162 145V144H161ZM161 145H159V146H161ZM165 145V144H164ZM180 145V144H179ZM226 144H224V148L225 147H227V146H225ZM227 145H228V143H227ZM57 146V145H56ZM93 146V147H92ZM137 146V147H138ZM168 146V145H167ZM236 146V145H235ZM234 146V147H235ZM238 146V145H237ZM35 149H34V148ZM57 147H59V146H57ZM64 147V146H63ZM66 147V146H65ZM111 147V146H110ZM113 147V146H112ZM111 147V148H112ZM129 147V146H128ZM131 147V146H130ZM133 147V146H132ZM141 147V146H140ZM146 147V146H145ZM161 147H163V145L161 146ZM166 147V146H165ZM164 147V148H165ZM186 147V146H185ZM113 148H115V147H113ZM134 148H136V147H134ZM133 148V149H134ZM167 148V150L166 151H168V154H169V150H170V148L172 149V147H169V150H168V147H166ZM177 148H180L179 146L177 147ZM184 148V147H183ZM120 149V148H119ZM133 149H131L130 148V150H133ZM147 149V148H146ZM149 149V148H148ZM163 149V148H162ZM116 150V149H115ZM114 150V151H115ZM122 150H124V149H122ZM126 150V149H125ZM139 150V149H138ZM151 150V149H150ZM164 150V149H163ZM185 150H186V148L183 150L182 148H181V150L180 151H183V153L185 152ZM232 150V151H231ZM68 151L70 152V154L68 153ZM113 151V152H114ZM149 151V150H148ZM165 151V150H164ZM164 151H162V152H164ZM166 151L164 152V153H166ZM170 151H172V150H170ZM175 151H179V149L177 150V149H175ZM190 150H188V152H189ZM246 151H248V150H246ZM256 151V150H255ZM147 152V151H146ZM154 152V151H153ZM186 152H187V150H186ZM187 152V153H188ZM197 152V151H196ZM125 153V152H124ZM129 153L130 152H128V157L130 156L129 155ZM131 153H132V151H131ZM133 153H134V151H133ZM137 153V152H136ZM135 153V154H136ZM150 153V152H149ZM151 153H152V151H151ZM163 153V155H161L163 158H164V154ZM178 153V152H177ZM182 153V152H181ZM195 153V152H194ZM193 153V154H194ZM140 154V153H139ZM159 153L157 152V155H158ZM167 154V155H168ZM198 154V153H197ZM253 154H255V153H250V154H248V156L249 155H253ZM137 155V154H136ZM143 156H144V153L142 154ZM147 155H149L150 156V154H147ZM192 155V156H191ZM116 156H118V155H116ZM124 156V155H123ZM127 156V155H126ZM149 156H147V157H149ZM181 156V155H180ZM184 156H186V153H185V155ZM132 157V156H131ZM130 157V158H131ZM134 157V156H133ZM166 157H168V156H166ZM175 157L173 158L172 156H170V158L172 159H174L175 160ZM191 157V158H190ZM118 158H120V155H119V157ZM123 158V157H122ZM125 158V157H124ZM124 158H123V161H124ZM127 158V157H126ZM125 158V159H126ZM151 158V157H150ZM155 158V157H154ZM158 158V157H157ZM159 158H161L160 156H159ZM158 158V159H159ZM132 159V158H131ZM130 159V160H131ZM134 159H138V160H140L141 162H143V158L141 157L140 159L138 158V157H135ZM157 159V160H158ZM197 159H199L198 158V156H197ZM196 159V160H197ZM26 160H29V162H30V164L32 165L33 164V168H31V166H30V168H29V166L25 163V161ZM127 160V159H126ZM129 160V159H128ZM129 160V161H130ZM133 160V159H132ZM145 160V159H144ZM153 160V159H152ZM164 160V159H163ZM166 160H168V159H165V161ZM186 160V161H185ZM122 161V160H121ZM129 161H124V162H126V163H128ZM148 162L150 161V160H147ZM169 161V160H168ZM168 161H166V162H168ZM184 161L186 162V164L184 163ZM28 162V163H29ZM138 162V161H137ZM162 162V161H161ZM172 162V161H171ZM129 163H132L131 161L129 162ZM134 163V162H133ZM140 163V162H139ZM163 163V162H162ZM170 163V162H169ZM177 163V164H176ZM135 164V163H134ZM145 164V163H144ZM150 165H153V164H155V163H153L152 164V162L151 163H149ZM148 164V165H149ZM131 165V164H130ZM141 165V164H140ZM146 165V164H145ZM252 165H253V163H252ZM251 164H249V166L248 167H246V164L244 165L243 163H242V168L244 169V170H249L248 168L249 167H251L252 166ZM262 165V164H261ZM134 166V165H133ZM166 166V165H165ZM169 166V165H168ZM197 166V167H196ZM254 166V165H253ZM252 166V167H253ZM137 167V166H136ZM251 167V168H252ZM255 167V166H254ZM161 168V167H160ZM168 168V167H167ZM169 169V168H168ZM204 169V170H203ZM166 170V169H165ZM170 170V169H169ZM169 170L167 171V172H165L166 174L169 172ZM3 171V172H2ZM205 171V172H206ZM251 171V170H250ZM1 173H0V175H1ZM176 173V172H175ZM201 173V174H202ZM169 174V173H168ZM210 174V173H209ZM209 174H207V175H209ZM211 174L209 175V176H211ZM170 176H167V180H168V177H171L172 176V174H169ZM204 175H206V173L204 174ZM203 174H202V177L204 176ZM174 176L175 175H173V178H174ZM198 176H200V174L198 175ZM2 177H3V175H2ZM1 176H0V179H3L4 180V177L2 178ZM206 177H208V176H206ZM178 178V177H177ZM183 178V177H182ZM203 178H205V176L203 177ZM211 178V177H210ZM180 179H181V177H180ZM179 179V180H180ZM193 179H194V177H193ZM200 179H202L201 177H200ZM207 179V178H206ZM174 180V179H173ZM179 180H177V182L179 181ZM182 180V179H181ZM180 180V181H181ZM190 180H192V179H190ZM202 180H205V179H202ZM7 181V182H8ZM9 181V182H10ZM12 181V182H13ZM163 181V180H162ZM166 181V180H165ZM195 181V180H194ZM198 182L199 181H201V180H197ZM12 182H11V184H12ZM171 182V181H170ZM185 182V181H184ZM188 182V181H187ZM196 182V181H195ZM204 182V181H203ZM202 182V183H203ZM206 182V181H205ZM252 182L254 183V184H252ZM259 182H261V180L259 181ZM258 182V183H259ZM19 183H21V184H23V185H21V184H19ZM156 183H157V181H156ZM158 183H160V180L158 181ZM173 182H171L170 183V185L172 184ZM176 182H174L173 184H175ZM180 183H183V180H182V182H180ZM197 183V182H196ZM201 183V182H200ZM211 183V182H210ZM263 183H264V181H263ZM3 184V183H2ZM4 184H5V180H4ZM9 184V183H8ZM17 184H16V186H14L15 188H18V186H17ZM186 184V183H185ZM184 184V186H186ZM188 184H189V182H188ZM208 184H209V182H208ZM13 185H15L14 184V182H13ZM13 185H12V187H13ZM129 185H132V186H130L129 187ZM163 185V184H162ZM176 185V184H175ZM181 185V184H180ZM197 185V184H196ZM199 185V184H198ZM203 185V184H202ZM255 187H254V186ZM260 185L261 186H263L264 187V185L262 184V183H260ZM7 186V188H8V185H6ZM151 186V185H150ZM149 186V187H150ZM166 186V185H165ZM173 186V185H172ZM194 186V185H193ZM207 186V185H206ZM5 187V186H4ZM10 187V186H9ZM13 187V188H14ZM156 187H158V185H156ZM155 187V188H156ZM162 188H165V187H163V186H161ZM167 187V186H166ZM174 187V186H173ZM176 187V186H175ZM180 188H183V187H181V186H179ZM187 187V186H186ZM186 187H184L185 189H186ZM189 187V186H188ZM204 187V186H203ZM208 187H209V185H208ZM262 187V188H263ZM14 188V189H15ZM153 188H154V186H153ZM154 188V189H155ZM172 188V187H171ZM183 188V190L185 191V189ZM190 188V187H189ZM189 188H187L186 189V191L189 189ZM201 189H202V187H200ZM10 189V188H9ZM128 189V190H127ZM148 189V188H147ZM150 189H152V188H150ZM154 189H152V191L154 190ZM167 189H168V187H167ZM177 189H178V187H177ZM194 189H195V187H194ZM210 189V190H211ZM227 189H229V188H227ZM232 189V188H231ZM230 189V190H231ZM260 189V190H259ZM11 190H12V188H11ZM87 190V191H86ZM138 190V191H139ZM157 190V189H156ZM156 190H154V192H156ZM162 190V189H161ZM164 190V189H163ZM162 190V191H163ZM170 190V189H169ZM171 190H173V189H171ZM205 189H203V191H204ZM233 190V191H234ZM137 191V194L139 193ZM161 191V192H162ZM166 191V190H165ZM174 191V190H173ZM172 191V192H173ZM180 192H182L181 190H179ZM195 191V190H194ZM202 191V190H201ZM202 191V192H203ZM217 191H216V193H217ZM8 192V191H7ZM36 192H38V193H36ZM134 192H136V190L134 191ZM141 192V191H140ZM150 191H148L147 193H149ZM154 192H151V193H154ZM158 192H159V187H158ZM158 192H157V194H158ZM171 192V193H172ZM177 192H178V190H177ZM176 192V193H177ZM179 192V193H180ZM189 192V191H188ZM196 192V191H195ZM207 192V191H206ZM263 192V191H262ZM145 193V192H144ZM162 193H164V192H162ZM170 193V191H168V194ZM175 193V194H176ZM178 193V194H179ZM183 193V195H181L180 194V196H183L184 197V195H186V194H184L185 192H182ZM208 193H212V192H208ZM223 194L225 193V195L224 196H220V198L221 199H219L220 201H218L217 202V206L215 207V212L213 213L212 212V214H210L209 213V217H208V221H210V225L211 226H213L212 227V229H213V234L212 235H216V237L215 236H211L212 238H216V240H218L217 238L218 237H221V236H224V238H222V239H226L227 238V236H229V234L232 232V230L231 229H234L233 228V226H232V228H229L227 225L229 224V222H230V220H232L231 218L233 217V219H235L234 218V214H235V211H234V213H232L231 211H232V209L233 208H236L235 206H234V204L232 203V201H233V198L232 199H229L226 195H229L230 194V192H222ZM226 193H228V194H226ZM241 193V192H240ZM240 193H238V194H240ZM14 194H16L15 192H14ZM17 194V195H18ZM116 194V195H115ZM135 194V193H134ZM142 194V193H141ZM150 194V193H149ZM157 194H156V196H157ZM161 194V193H160ZM173 194V193H172ZM170 195L171 197H172V199H173V195ZM177 194V195H178ZM201 194H205L204 192L203 193H201ZM215 194V193H214ZM218 194H220V193H218ZM16 195V196H17ZM18 195V196H19ZM122 195V194H121ZM145 195H147L146 193H145ZM163 195V194H162ZM188 195H190L189 193H188ZM194 195V194H193ZM198 195H200V194H198ZM206 195V194H205ZM13 196V195H12ZM136 196V195H135ZM148 196V195H147ZM153 196V195H152ZM152 196H150L149 198H150V200L149 199H147V202H149V204L151 203V197ZM155 196V195H154ZM153 196V197H154ZM166 196H167V193H166ZM170 196H168V197H170ZM207 196V195H206ZM212 196V195H211ZM231 196H233V195H231ZM163 197H165V196H163ZM167 197V198H168ZM177 197V196H176ZM179 197V196H178ZM187 197V196H186ZM185 197V198H186ZM210 199H211V197L210 196H208ZM227 197V198H226ZM236 197H238L237 199H236ZM262 197H263V195H262ZM74 198H76V201L74 202ZM134 198H137V197H134ZM134 198H132V199H134ZM158 198L160 199V197L158 196L157 197V201H158ZM166 198V197H165ZM175 198V197H174ZM185 198H182L181 197V199L183 200L184 199V202H188V201H185ZM192 198V197H191ZM202 198L204 199V197H200V199H201V201H202ZM219 198V197H218ZM78 199V200H77ZM123 199H124V197H123ZM143 199H144V197H143ZM153 199H155L156 200V197H154ZM163 199V198H162ZM171 199V200H172ZM177 199H179V198H177ZM180 199V200H181ZM205 199H206V197H205ZM213 199V198H212ZM18 200V199H17ZM125 200V199H124ZM149 200V201H148ZM188 200V199H187ZM190 200V199H189ZM193 200V199H192ZM206 200H208V199H206ZM218 200V199H217ZM12 201V200H11ZM81 201V202H82ZM130 201H131V199H130ZM159 201H161V199L159 200ZM169 201H170V199H169ZM174 201H176V199H174ZM209 201H211V200H209ZM98 202V203H99ZM118 202V201H117ZM122 202V201H121ZM132 203H133V205H134V209H135V203L133 202V200L131 201ZM131 202H130V204H131ZM162 202V201H161ZM167 202H168V200H167ZM166 202V203H167ZM171 202V201H170ZM177 202V201H176ZM181 202V201H180ZM179 202V203H180ZM213 202V201H212ZM18 203H20V202H18ZM84 203V204H85ZM155 203V202H154ZM153 203V204H154ZM164 203V202H163ZM166 203H164V204H166ZM175 202H173L172 203V205L174 204ZM202 203V202H201ZM208 203V202H207ZM77 204V203H76ZM79 204V203H78ZM92 204H93V202H92ZM124 205H126L125 203H123ZM122 204V205H123ZM148 204V206H151V204L149 205ZM156 205H157V208H158V206H160V205H158L157 203H155ZM161 204V203H160ZM167 204H169V202L167 203ZM171 204V203H170ZM181 204L182 205H184L182 202H181ZM188 204V203H187ZM198 204H200V203H198ZM209 204H211L212 205V203L211 202H209ZM213 204H215L214 202H213ZM24 205V206H25ZM74 205V204H73ZM72 205V206H73ZM83 205V204H82ZM100 205V204H99ZM122 205H121V207H122ZM123 205V206H124ZM190 205H191V203H190ZM216 205V204H215ZM21 206V205H20ZM22 206H21V208H22ZM111 206V205H110ZM117 206V205H116ZM131 207H132V205H130ZM137 206V205H136ZM166 206V205H165ZM185 207L186 206H188L189 207V205H184ZM198 206V205H197ZM241 206V205H240ZM241 206V207H242ZM79 207H81V206H79ZM99 207V206H98ZM103 207V206H102ZM127 207V206H126ZM139 207V206H138ZM167 207V206H166ZM193 207V206H192ZM206 207H209L208 206V204H207V206ZM68 210H67V209ZM73 208V207H72ZM74 208H75V206H74ZM105 208V207H104ZM116 208V209H115ZM120 208V207H119ZM141 208V207H140ZM190 208V207H189ZM197 208V207H196ZM201 208V207H200ZM210 208V207H209ZM213 208H214V206H213ZM254 208V209H253ZM25 209V208H24ZM71 209V208H70ZM76 209V208H75ZM95 209H97V208H95ZM111 209H113V208H111ZM110 209V210H111ZM121 209V208H120ZM122 209H124V208H122ZM121 209V210H122ZM127 209V208H126ZM131 209V208H130ZM147 209V208H146ZM146 209H144V211L146 210ZM148 209H149V207H148ZM147 209V210H148ZM153 209V208H152ZM151 209V210H152ZM156 209V208H155ZM162 209V208H161ZM168 209V208H167ZM212 209V208H211ZM19 210V209H18ZM22 210V212L24 213V211H23V208L21 209ZM65 210H67L68 212H66ZM94 210V209H93ZM101 210H103L104 211V209L103 208H101ZM100 210V211H101ZM108 210H109V208H108ZM110 210H109V212H110ZM115 210H118V206L117 207H114V210L113 211H115ZM132 210H133V208H132ZM143 210V209H142ZM141 210V211H142ZM146 210V211H147ZM158 210H159V208H158ZM188 210V209H187ZM191 210H193V209H191ZM203 210V209H202ZM213 210V209H212ZM235 210V209H234ZM237 210H238V208H237ZM239 210H240V208H239ZM245 210V209H244ZM99 211V210H98ZM98 211L96 212V213H98ZM103 211H102V213H103ZM106 211V210H105ZM139 211V210H138ZM144 211L142 212V213H140V214H144ZM149 211V210H148ZM169 211V210H168ZM167 211V212H168ZM204 211V215H205V210H203ZM206 211H207V209H206ZM209 211H211V210H209ZM208 211V212H209ZM250 211H249V213H250ZM67 214H66V213ZM75 213V216L73 217V215H74V213ZM78 212V213H79ZM92 212V211H91ZM111 212H112V210H111ZM149 212H151V211H149ZM159 212V211H158ZM166 212V213H167ZM238 212H240V211H238ZM237 212V213H238ZM242 212H244L243 210H242ZM242 212H240V213H242ZM248 212V211H247ZM113 213V212H112ZM117 213H118V211H117ZM123 213H125V212H123ZM131 213V212H130ZM147 213V212H146ZM157 213V212H156ZM164 213H165V211H164ZM170 213H171V211H170ZM233 215H232V214ZM236 213V214H237ZM240 213H238V214H240ZM90 214V213H89ZM104 214V213H103ZM109 214V213H108ZM116 214V213H115ZM121 214V213H120ZM138 214V212L136 211V215ZM162 214V213H161ZM168 214V213H167ZM199 214V213H198ZM202 214V213H201ZM235 214V215H236ZM252 214V213H251ZM2 215H4V214H2ZM26 215V214H25ZM91 215V214H90ZM141 215V216H142ZM145 215V214H144ZM148 215V214H147ZM164 215H166V214H164ZM168 215H170V216H172L171 214H168ZM167 215V216H168ZM174 215V214H173ZM231 215H232V217H231ZM22 216V215H21ZM117 217H119L118 215H116ZM116 216H115V218H116ZM124 216H125V214H124ZM140 216V215H139ZM150 216V215H149ZM156 216V215H155ZM155 216H153L152 215V217H155ZM185 216V215H184ZM201 216V215H200ZM239 216V215H238ZM24 217V216H23ZM68 217V218H67ZM108 217V216H107ZM144 217V216H143ZM204 217H206V216H204ZM203 217V218H204ZM231 217V218H230ZM241 217H242V215H241ZM240 217V218H241ZM253 217V216H252ZM2 218V217H1ZM21 218V217H20ZM24 218V219H25ZM110 218H111V216H110ZM114 218V217H113ZM122 218V217H121ZM140 218V220H141V217H139ZM146 218H147V216H146ZM150 218V217H149ZM156 218V217H155ZM173 219H174V217H172ZM171 218V219H172ZM207 218V217H206ZM206 218H204V219H206ZM249 218V217H248ZM5 219V218H4ZM129 219H131V218H129ZM152 219V218H151ZM154 219V218H153ZM158 219V218H157ZM163 219V218H162ZM170 218H169V221L171 220ZM237 219V218H236ZM247 219V218H246ZM250 219L251 218H249V221L248 222H250L251 223V221H250ZM118 220V219H117ZM133 220V219H132ZM143 220V221H142ZM142 222L144 223V218H142ZM150 220V219H149ZM165 220V219H164ZM206 220V221H207ZM238 220V219H237ZM253 220V219H252ZM2 221V220H1ZM19 221V220H18ZM22 221V220H21ZM23 221H25V220H23ZM42 221V222H41ZM148 221V220H147ZM167 221H168V218H167ZM167 221H165L166 222V224H167ZM233 221V220H232ZM235 221V220H234ZM70 222V223H69ZM78 222V223H79ZM112 222H113V220H112ZM136 222V221H135ZM134 222V223H135ZM146 222V221H145ZM154 222V221H153ZM156 222V221H155ZM155 222L153 223V224H155ZM158 222H160V220L158 221ZM163 222V221H162ZM172 222V221H171ZM237 222V221H236ZM235 222V223H236ZM238 222H239V224H241L242 225V227H245L246 229H248L250 226V223H249V225L247 224V223H245L244 222V219L242 220V219H239L238 220ZM2 223V222H1ZM6 223V222H5ZM15 222L13 221V224H14ZM23 223V222H22ZM142 223V224H143ZM146 223H148V222H146ZM173 223H175L176 224V222L175 221H173ZM178 223V222H177ZM207 223V222H206ZM234 223V222H233ZM232 222H231V225H234ZM46 224V225H45ZM86 224H83V225H86ZM140 224V223H139ZM148 224H150L151 225V222L150 223H148ZM162 224H164V222L162 223ZM174 224V225H175ZM252 224V223H251ZM20 225V224H19ZM48 225V226H47ZM81 225V224H80ZM171 226H173L172 225V223L170 224ZM177 225V224H176ZM180 225V224H179ZM230 225V226H231ZM9 226V225H8ZM47 226V227H46ZM90 226V225H89ZM145 226V225H144ZM143 226V227H144ZM153 226V225H152ZM155 226H157V225H155ZM171 226H170V228H171ZM1 227V226H0ZM18 227V226H17ZM86 228H87V226H85ZM85 227H84V229H85ZM148 227H150V226H148ZM164 227V226H163ZM174 227V226H173ZM254 227V226H253ZM2 228V227H1ZM102 228V229H101ZM110 228H112V230H110ZM151 228V227H150ZM157 228V227H156ZM156 228H154V229H156ZM158 228L160 229V227L158 226ZM169 228V227H168ZM169 228V229H170ZM177 228V227H176ZM206 228H207V226H206ZM211 228V227H210ZM230 229V233L229 232H227L229 229ZM245 228H244V230H245ZM6 229V228H5ZM4 229V227H3V231H5L4 233L6 234L7 232H6V230ZM10 229V228H9ZM14 229V228H13ZM50 229V230H51ZM81 229L79 228V230L81 231ZM87 229H90V227L89 228H87ZM104 229V230H103ZM133 229H131V230H133ZM148 229V228H147ZM152 229V228H151ZM158 229V231H161V230H159ZM172 229V228H171ZM175 229V228H174ZM173 229V230H174ZM179 229V228H178ZM177 229V230H178ZM235 229H238L237 227L235 228ZM252 229V228H251ZM251 229H249V230H251ZM255 229H258V228H256L255 227ZM134 230V231H135ZM138 230V232H139V235H141V233H140V231ZM164 230V228L162 229V231ZM166 230H167V228H166ZM204 230V229H203ZM208 230V229H207ZM211 230V229H210ZM240 231H241V229H239ZM262 230V229H261ZM1 231V230H0ZM15 231V230H14ZM52 231H51V233H52ZM89 231H91V229L89 230ZM88 231V232H89ZM94 231V230H93ZM137 231V230H136ZM136 231H135V233H136ZM142 231H144V229L142 230ZM158 231H157V234H158ZM162 231L159 233L160 235L161 234H163L162 233ZM168 231V230H167ZM239 231V232H240ZM9 232H11V231H9ZM37 232H35V234L37 235ZM44 232V233H45ZM83 232V233H84ZM155 232V231H154ZM171 232V231H170ZM259 232V231H258ZM261 232V231H260ZM2 233V232H1ZM73 233V234H74ZM78 233H79V231H78ZM146 233H148L147 232V230H146ZM152 233V232H151ZM156 233V232H155ZM167 234H168V232H166ZM210 233V232H209ZM238 233V232H237ZM248 233V232H247ZM251 233V232H250ZM250 233H248V234H250ZM7 234H12V233H7ZM48 234V233H47ZM50 234V233H49ZM48 234V235H49ZM123 234V235H122ZM126 234V233H125ZM128 234V233H127ZM144 234V232H142V235ZM205 234V233H204ZM211 234V233H210ZM228 234V235H227ZM243 234V233H242ZM246 234V233H245ZM8 235V236H9ZM33 235V234H32ZM40 235H38L37 237H39ZM79 235V234H78ZM88 235H90V237L88 236ZM128 235H132L131 233L130 234H128ZM152 235V234H151ZM158 236L159 238H161V236ZM209 235V234H208ZM230 235H232V234H230ZM240 235V234H239ZM7 236V237H8ZM35 236V235H34ZM74 236V235H73ZM72 236V237H73ZM80 236V235H79ZM84 235H82V237H83ZM145 236V235H144ZM143 236V237H144ZM166 236V235H165ZM209 236V237H210ZM6 237V238H7ZM10 237V236H9ZM11 237L13 238L14 236L13 235H11ZM42 237H44V236H42ZM78 237V236H77ZM85 237H83V238H85ZM208 237V236H207ZM210 237V238H211ZM230 237V236H229ZM257 237V236H256ZM2 238H5V237H2ZM1 238V239H2ZM5 238V239H6ZM15 238H17V237H15ZM32 238V237H31ZM53 238V237H52ZM76 238V237H75ZM82 238V239H83ZM132 238V239H131ZM159 238H158V241H159ZM209 238V239H210ZM214 238V239H215ZM232 238V237H231ZM10 239V238H9ZM8 239V240H9ZM36 239V238H35ZM39 239V238H38ZM41 239V238H40ZM51 239V238H50ZM54 239V238H53ZM127 240L126 242H125V245L122 243V240ZM162 239V238H161ZM227 239H229V238H227ZM226 239V240H227ZM234 239H238L237 237L236 238H234ZM3 240V239H2ZM13 240H14V238H13ZM19 240V239H18ZM45 240V239H44ZM78 239L76 238V241H77ZM110 240V241H111ZM155 241H156V239H154ZM206 240H207V238H206ZM241 240V239H240ZM10 241V240H9ZM21 241H23V240H21ZM21 241L19 242V243H21ZM32 241H34L33 239H32ZM208 241V243H210L209 242V240H207ZM212 241V240H211ZM221 241V240H220ZM223 241V240H222ZM221 241V242H222ZM228 241V240H227ZM227 241H225V243H227ZM234 241V240H233ZM8 241H6V243H7ZM11 242H13V241H11ZM10 242V243H11ZM14 242H18V241H15L14 240ZM30 242V241H29ZM38 242V241H37ZM36 242V243H37ZM41 242V241H40ZM50 241H48L47 242V240H46V243H49ZM62 242V243H63ZM73 242V241H72ZM78 242V241H77ZM80 242H82V241H80ZM152 242V241H151ZM213 242H215L214 240H213ZM9 243V244H10ZM26 243V242H25ZM42 243H44L43 241H42ZM46 243H45V246H46ZM70 243V242H69ZM84 243V242H83ZM107 243H108V241H107ZM115 243V244H116ZM154 243V242H153ZM159 243V242H158ZM161 243H162V241H161ZM204 243H206V241L204 242ZM224 243V244H225ZM229 243V242H228ZM239 243V242H238ZM2 244V243H1ZM18 244V243H17ZM33 245H34V243H32ZM32 244L31 245H29L28 246V249L30 248V246H32ZM38 244V243H37ZM55 243H49L48 245H49V249L51 250V247L52 246H50V245H54ZM72 244V243H71ZM70 244V245H71ZM78 244H80V243H78ZM114 244V245H115ZM156 244V243H155ZM155 244H154V246H155ZM160 244V243H159ZM214 244V243H213ZM212 244V245H213ZM14 245V247L16 246V243L15 244H13ZM21 245V244H20ZM24 245V244H23ZM41 245V244H40ZM56 245H58V243L56 242ZM67 245V244H66ZM69 245V246H70ZM77 245V244H76ZM100 245H102L103 246V249H101V251L100 252H94V250H95V247L96 246H100ZM112 245V244H111ZM149 245V244H148ZM153 245V244H152ZM157 245V244H156ZM204 245H206V244H204ZM217 245V243H215L213 246H216ZM218 245H220V244H218ZM237 245V244H236ZM240 245V244H239ZM2 246H3V244H2ZM12 246V245H11ZM18 246H19V244H18ZM17 246V247H18ZM60 246V245H59ZM58 246V247H59ZM74 246V245H73ZM123 246V247H122ZM125 246V247H124ZM160 246H161V244H160ZM208 246V245H207ZM211 246V245H210ZM210 246H209V249L210 250H208L207 249V251H211V249L212 248H215V247H212L211 246V248H210ZM235 246V245H234ZM238 246V245H237ZM47 247V246H46ZM101 247V246H100ZM153 247V246H152ZM156 247V246H155ZM201 247V246H200ZM199 247V248H200ZM204 247V246H203ZM202 247V248H203ZM217 247H219V246H217ZM236 247V246H235ZM239 247V246H238ZM1 248V247H0ZM3 248H5V247H3ZM20 248H21V246H20ZM32 248H34L33 246H32ZM31 248V249H32ZM36 248V247H35ZM41 248V247H40ZM48 248V247H47ZM60 248V247H59ZM59 248H57V250H59ZM63 248V247H62ZM61 248V249H62ZM71 248V247H70ZM98 248V247H97ZM116 248V249H117ZM146 248H147V245H146ZM151 248V247H150ZM149 248V249H150ZM206 248V247H205ZM220 248V247H219ZM233 248V247H232ZM15 249H16V247H15ZM39 249V248H38ZM37 249V250H38ZM45 249V248H44ZM53 249H56L55 248V245H54V247H53ZM64 249V248H63ZM69 249V248H68ZM106 249V250H105ZM115 249V250H116ZM145 249V248H144ZM158 249V248H157ZM156 249V250H157ZM223 249V248H222ZM242 249V248H241ZM5 250V249H4ZM3 250V251H4ZM11 250V249H10ZM23 250H25V248L23 249ZM49 250V251H50ZM57 250H51L50 252H48V254L50 253H52V255L53 254H55L53 257L56 259V257H57V259H59V261H60V264H70L69 262H68V258L70 259V257L68 256V258H64L63 256H64V253H62L61 254V252H59V251H57ZM71 250H74V249H71ZM98 249H96L95 251H97ZM104 250H105V252H107V256L105 255V257H103L102 256V253L104 254L105 252H104ZM147 250H148V248H147ZM201 250V249H200ZM203 250V249H202ZM215 250L218 252L219 250H220V252H222L221 251V249H217V248H215ZM225 250H226V248H225ZM224 250V251H225ZM7 251L8 250H6V253H7ZM27 251V250H26ZM42 251V250H41ZM44 251V250H43ZM55 251V252H54ZM61 251V250H60ZM63 251V250H62ZM65 251V250H64ZM119 251V250H118ZM126 251H123V254H125L126 253ZM145 251V250H144ZM144 251H141V252H143V255H144ZM149 251V250H148ZM204 251V250H203ZM205 251H206V249H205ZM206 251V252H207ZM215 251V252H216ZM223 251V252H224ZM230 251V250H229ZM228 251V252H229ZM236 251V250H235ZM2 252V251H1ZM14 252V251H13ZM16 252V254H18V252H20V254L19 255H22V257H20L19 259H18V257H16V254L15 253H12V254H14V256L12 255L11 256V253H10V255L9 254H6V256L4 257L3 256V259H0V264H36V262H30V260L29 261H26L25 260V258L27 257L26 255H24L23 254V251L21 250V249H17V251H15ZM29 252V251H28ZM32 252H34V251H31V252H29V253H31V254H33ZM37 252V251H36ZM45 252V251H44ZM79 252V253H78ZM120 252V251H119ZM125 252V253H124ZM196 252H198L197 251V249H196ZM212 252H213V249H212ZM216 252V253H217ZM219 252V253H220ZM244 252H245V250H244ZM243 252V253H244ZM46 253V252H45ZM115 253V252H114ZM122 253V252H121ZM145 253H146V251H145ZM148 253V252H147ZM152 253V252H151ZM204 253V252H203ZM230 253H231V251H230ZM229 253V254H230ZM238 253H242L241 251L240 252H238ZM41 254H42V252H41ZM41 254H39V255H41ZM48 254H47V256H48ZM106 254V253H105ZM129 254V253H128ZM154 254V253H153ZM155 254H156V252H155ZM197 254V253H196ZM195 253H194V255H196ZM210 254L211 255H213L214 254V252H213V254L210 252ZM223 254V253H222ZM226 254V253H225ZM234 254V253H233ZM28 255V254H27ZM38 255V256H39ZM119 255H121V254H119ZM131 255V256H132ZM143 255H142V258H143ZM148 255H149V253H148ZM152 255V254H151ZM228 255V254H227ZM232 255V254H231ZM230 255V256H231ZM1 256V255H0ZM31 256V255H30ZM35 256V255H34ZM37 256V255H36ZM37 256V257H38ZM67 256V255H66ZM134 256H135V254H134ZM146 256H147V254H146ZM154 256V258L156 257L155 255H153ZM213 256H215V254L213 255ZM223 256H226V255H223ZM240 256V255H239ZM242 256V255H241ZM41 257V256H40ZM117 257V256H116ZM120 257V256H119ZM123 257V256H122ZM145 257V256H144ZM217 257V256H216ZM221 257H222V255H221ZM220 257V258H221ZM226 257H228V256H226ZM2 258V257H1ZM16 258V259H15ZM29 258H32V257H29ZM28 258V259H29ZM44 258H46V256L44 257ZM115 258V257H114ZM118 258V257H117ZM124 258H125V260H127L128 259V262H129V259H130V256L129 255H124V257L121 259V261L122 260H124ZM133 258V257H132ZM136 258V257H135ZM134 258V260L132 261L133 262V264H149V262H148V260L146 259V261L144 260V259H142L140 256L139 257H137L136 259ZM147 258V257H146ZM214 258V257H213ZM219 258V257H218ZM231 258V257H230ZM239 258H241V257H239ZM238 258V259H239ZM18 259V260H17ZM33 259V258H32ZM53 259V258H52ZM56 259V260H57ZM148 259H149V256H148ZM152 259V258H151ZM222 259V258H221ZM220 259V260H221ZM236 259V258H235ZM34 261H35V258L33 259ZM199 260V259H198ZM218 260V259H217ZM240 260V259H239ZM32 261V260H31ZM43 261V259H39V257H38V259H37V264H52L51 262H48V261H50V260H48L47 261V259H46V261L47 262H42ZM53 261V260H52ZM119 261L120 260H117V262L119 263ZM130 261H131V259H130ZM194 261V260H193ZM199 261H201V259L199 260ZM224 261H225V259H224ZM226 261H227V258H226ZM233 261V260H232ZM244 260H242V262H243ZM246 261V260H245ZM54 262V261H53ZM152 262V261H151ZM196 262H197V260H196ZM205 262H206V260H205ZM213 262V261H212ZM220 261H218V264H222V263H219ZM247 262V261H246ZM121 263V262H120ZM124 263V262H123ZM194 263V262H193ZM226 263H229V262H226ZM225 263V264H226ZM240 263V262H239ZM244 263V262H243ZM55 264H58V261L55 263ZM122 264V263H121ZM128 264H131V263H128ZM195 264H198V262L197 263H195ZM211 264V263H210ZM214 264V263H213ZM216 264V263H215ZM231 264H233V263H231ZM241 264V263H240Z\"/></svg>", "mask_w": 264, "mask_h": 264}]
</instances>
